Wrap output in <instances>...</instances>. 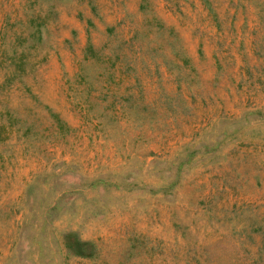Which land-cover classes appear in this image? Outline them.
<instances>
[{
    "label": "rangeland",
    "instance_id": "374dc122",
    "mask_svg": "<svg viewBox=\"0 0 264 264\" xmlns=\"http://www.w3.org/2000/svg\"><path fill=\"white\" fill-rule=\"evenodd\" d=\"M0 264H264V0H0Z\"/></svg>",
    "mask_w": 264,
    "mask_h": 264
},
{
    "label": "trees",
    "instance_id": "16d2710c",
    "mask_svg": "<svg viewBox=\"0 0 264 264\" xmlns=\"http://www.w3.org/2000/svg\"><path fill=\"white\" fill-rule=\"evenodd\" d=\"M0 139H2L1 136H0Z\"/></svg>",
    "mask_w": 264,
    "mask_h": 264
}]
</instances>
